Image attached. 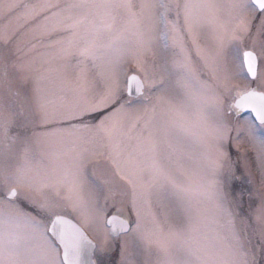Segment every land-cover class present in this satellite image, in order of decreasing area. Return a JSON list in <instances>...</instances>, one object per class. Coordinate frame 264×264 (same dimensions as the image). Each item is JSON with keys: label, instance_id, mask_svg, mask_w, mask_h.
<instances>
[{"label": "snow or ice", "instance_id": "1", "mask_svg": "<svg viewBox=\"0 0 264 264\" xmlns=\"http://www.w3.org/2000/svg\"><path fill=\"white\" fill-rule=\"evenodd\" d=\"M0 18V264H95L84 233L58 227L67 212L103 233L102 250L111 233L133 236L109 264H264V191L230 184L248 171L231 154L248 136L264 186V135L224 103L236 92L264 128V0H0ZM190 110L211 137L195 167L188 141L204 140ZM45 146L66 161L59 171L33 163ZM245 196L259 201L251 212ZM125 201L117 227L110 210L123 215ZM209 204L211 241L193 227Z\"/></svg>", "mask_w": 264, "mask_h": 264}, {"label": "rangeland", "instance_id": "2", "mask_svg": "<svg viewBox=\"0 0 264 264\" xmlns=\"http://www.w3.org/2000/svg\"><path fill=\"white\" fill-rule=\"evenodd\" d=\"M8 2V0H6ZM4 19L0 18V27H3V25L6 23ZM211 29L209 27H206L204 30V35L202 37V43L207 47L211 48ZM47 50L41 47H38L35 51H32L29 53V57L35 58L37 61H39L42 57L46 55ZM195 54L193 53V56ZM71 70H69L70 73ZM236 83L239 84V91L245 88L244 81H237ZM49 87L55 88L56 84L53 82L49 85ZM236 97V92H233L231 96H229L225 100V106L231 107V104L234 102V99ZM240 97V96H239ZM230 116L232 117V121L234 120V112L231 111ZM188 121L189 126L191 127L193 133L201 136L204 140V143H195L194 139L190 138L188 141L191 147L188 149L187 156L185 157V162H187L188 157H191L192 160V167H195V160L198 158V156L206 150V144L210 142V135L207 134L204 131L203 125L200 123V121L195 116L194 112L191 110L188 113ZM248 122H251V119L249 117H243L242 121H239L241 125H245ZM254 124V123H253ZM256 135L259 137L260 135H264V128L261 126H256ZM248 146V148H247ZM260 150V144L258 139H254L248 136H245L242 138L239 145H237L235 142H233V146L231 149L232 158L236 159V153L239 152L240 157L242 161H246L249 163L248 171L245 172L243 175L241 173H237V175L240 177L237 180L231 181L230 184L234 188L235 191L239 192L241 189H249L253 188L255 191H264V186H261L259 183V174L256 170V168L252 165V161L255 157V154ZM54 149L48 146L45 147H37L35 149V152L33 154V163L43 172L53 173L56 171H59L61 166L66 162L62 157L57 158V156L53 155ZM251 151V153H250ZM243 171V169H242ZM247 177V178H245ZM249 180H251V184L249 183ZM259 201L256 200L255 202L248 199L247 196H245L243 201V211L244 212H251L257 205ZM18 207L23 210L25 207L26 213H31L32 216H35L37 220H42L44 223L47 224V226L50 223V220L45 219L43 213L40 215H37V212H40V209L36 206L28 203L26 200H24L23 197L19 198ZM29 207H34L33 209H27ZM202 211L199 215L198 220L193 221V227L198 229V232L200 234H203L209 241H211L214 237V234L216 231H219L218 225L215 223L214 220V212L212 209V206L209 205H202ZM129 205L127 204V201L124 202V212L123 215H121L119 212H117L115 209L110 210V214H117L119 216H122L123 218L128 219L129 218V212H128ZM155 209V206H154ZM61 215L69 216L72 218L75 222H77L87 233L88 235L95 241L96 247L94 250V258L96 260L97 264H109V262H115L119 260V250L120 245L124 241L129 242V251H132V243H133V236L128 235L124 236L123 234H119L116 236H113L110 234L108 236L110 247L107 250H102L101 245L104 240V235L100 231H98L95 226H88L85 225L81 218L71 212L67 213H61ZM135 217L133 216L132 219ZM170 223L173 227H187V221H177L175 217H172L170 220ZM150 226V225H149ZM17 230L23 235L26 232V224L21 219L17 221L16 224ZM117 237V238H115Z\"/></svg>", "mask_w": 264, "mask_h": 264}, {"label": "water", "instance_id": "3", "mask_svg": "<svg viewBox=\"0 0 264 264\" xmlns=\"http://www.w3.org/2000/svg\"><path fill=\"white\" fill-rule=\"evenodd\" d=\"M237 102L240 103V97L238 98V101H237ZM248 108H250V107H248ZM111 216H116V217H117V221H116V226H117V227L119 226V221L125 219V218H123L122 216H119V215H117V214H110V215H109V218H111ZM62 217H63V220H64L66 223L63 224V225H60V226H58V227H61V226H62V227H65V228L67 229V232H68L69 237H71L72 233H73L76 229H79L81 232H83V233H84V236L86 237V240H87V241H91V245H92V247H93V252H92L91 256H89L88 254H85V255L82 257V259L85 260V261H88L89 259H91L92 261L95 262V264H97L96 261H95V259H94V250H95V246H96L94 240H92V239L87 235V233L81 228V226H80L77 222H75L72 218H70V217H68V216H65V215H62ZM51 226H52V225H51V223H50L49 228H51ZM111 234H112L113 236L118 235V234H116V233H111Z\"/></svg>", "mask_w": 264, "mask_h": 264}, {"label": "flooded vegetation", "instance_id": "4", "mask_svg": "<svg viewBox=\"0 0 264 264\" xmlns=\"http://www.w3.org/2000/svg\"><path fill=\"white\" fill-rule=\"evenodd\" d=\"M251 87L255 88L256 86L255 85H251ZM245 89V88H244ZM244 89H242L240 92H243ZM257 91H264V89H260V88H257ZM238 98H239V95H237L236 93V97L234 99V102L231 104V108H232V111L234 112V120L233 122H239V121H242L243 117H249L251 119V121L256 125V126H260V122L256 119L255 117V113L252 111L251 108H248V107H236L239 103L237 102L238 101ZM259 102H257L258 104ZM248 148V146H247ZM251 153V151H250ZM27 209H34V207H29ZM23 210L25 211V207L23 208ZM31 214V213H29ZM113 214V213H111ZM69 217V216H68ZM126 219V218H125ZM51 223V221H50ZM50 223L48 225V227L50 226ZM88 234V233H87ZM117 238V237H115ZM95 259V258H94ZM96 261V260H95Z\"/></svg>", "mask_w": 264, "mask_h": 264}]
</instances>
